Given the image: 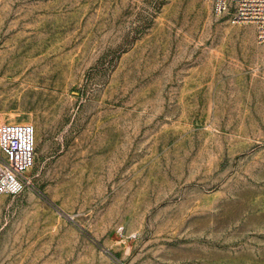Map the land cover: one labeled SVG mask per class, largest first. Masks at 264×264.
<instances>
[{"label": "rangeland", "instance_id": "1", "mask_svg": "<svg viewBox=\"0 0 264 264\" xmlns=\"http://www.w3.org/2000/svg\"><path fill=\"white\" fill-rule=\"evenodd\" d=\"M214 0H0V120L36 129L0 264H264V43Z\"/></svg>", "mask_w": 264, "mask_h": 264}, {"label": "built area", "instance_id": "2", "mask_svg": "<svg viewBox=\"0 0 264 264\" xmlns=\"http://www.w3.org/2000/svg\"><path fill=\"white\" fill-rule=\"evenodd\" d=\"M231 10L232 22L253 24L258 42L264 43V0H214L215 14ZM35 149L34 125L0 121V195H21L31 187Z\"/></svg>", "mask_w": 264, "mask_h": 264}, {"label": "bare ground", "instance_id": "3", "mask_svg": "<svg viewBox=\"0 0 264 264\" xmlns=\"http://www.w3.org/2000/svg\"><path fill=\"white\" fill-rule=\"evenodd\" d=\"M1 121V120H0ZM13 122H17V121H13Z\"/></svg>", "mask_w": 264, "mask_h": 264}]
</instances>
